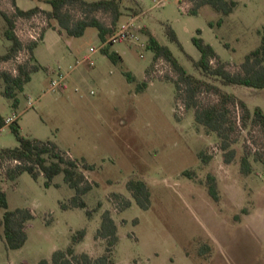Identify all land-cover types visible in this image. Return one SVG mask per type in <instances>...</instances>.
Wrapping results in <instances>:
<instances>
[{
    "label": "rangeland",
    "instance_id": "rangeland-1",
    "mask_svg": "<svg viewBox=\"0 0 264 264\" xmlns=\"http://www.w3.org/2000/svg\"><path fill=\"white\" fill-rule=\"evenodd\" d=\"M47 1L18 0L23 10L41 9L32 19H17L19 38L25 39L28 30L39 23H47L44 39L35 49L42 68L32 74L31 82L19 94L18 109L3 95L5 83L0 79V114L19 115L18 125L24 136L53 141L70 157L95 166L94 171L82 169L93 190L83 197L88 209L65 210L61 203L68 202L75 191L66 184L63 174L55 178L57 186L48 188L44 176L35 180L23 173L13 182L3 175L9 164L3 171L0 168V188L7 195L9 209H30L34 216L27 223V242L19 250L8 248L0 226V264L51 260L56 251L72 245L73 235L82 230L86 236L75 245L76 252L93 258L103 256L108 241L98 238L97 232L105 212H110L118 226L114 264H264L262 130L250 123L245 128L240 120L242 110L231 105L230 117L237 121V128L230 136L231 147L225 150L223 138L196 120L198 109L218 103L213 92L198 95V108L186 109L183 102L177 107L178 75L171 66L165 77H152L153 54L127 42L113 45L123 57V62L113 63L100 49L96 28H88L82 37H71L56 20L48 19L46 12L51 6ZM136 1L139 5L134 0H119L120 22L138 18L143 29L169 46L189 73L235 94L251 111L256 107L264 110V91L225 86L221 79L198 70L194 61L201 54L193 43L201 31L200 37L215 49L228 70L238 72L246 56L262 43L264 0H235L238 8L224 18L221 27L217 26L221 15L210 6L190 15L194 2ZM0 10L16 13L10 0H3ZM66 11L75 21L95 18L112 28V12L90 14L79 3L70 4ZM168 26L177 33L183 50L169 39ZM5 27L0 18V55L10 46L3 35ZM91 48L98 51L91 53ZM18 65L16 59L0 63V74H16ZM124 72L132 73L138 82L130 83ZM61 74L67 76L65 87L50 92L52 80ZM147 79V90L137 93V85ZM186 87H181L185 99ZM31 101L35 103L33 108H29ZM18 146L10 126L0 129V150ZM245 155L252 166L249 175L242 172ZM185 171L194 174L185 176ZM209 175L217 180L219 202L208 193ZM133 180H142L149 187L146 208L129 189ZM87 210L92 211L91 217ZM3 216L0 207V224Z\"/></svg>",
    "mask_w": 264,
    "mask_h": 264
},
{
    "label": "trees",
    "instance_id": "trees-1",
    "mask_svg": "<svg viewBox=\"0 0 264 264\" xmlns=\"http://www.w3.org/2000/svg\"><path fill=\"white\" fill-rule=\"evenodd\" d=\"M3 0H0V6ZM16 10L14 15H10L0 10V18L6 24L4 30V38L10 42V46L5 54L0 55V63L15 60L19 54L28 48L30 58L24 64L18 65L16 74L12 72H2L0 79L5 83L3 95L12 101V107L18 109L20 105L19 94L24 92L25 86L32 80V74L38 72L42 66L38 64L35 57V49L38 43L25 46L16 33L17 19H32L41 12L39 7L30 10H23L18 6V0H10ZM138 5V1L134 0ZM190 1L196 3L195 7L189 11L190 15H198L199 10L204 6H210L221 16L217 22V26L224 24V18L232 14L239 6V2L235 0H182V3ZM51 11L46 12L48 19L56 20L60 27L63 28L71 37H82L88 28H96L99 31L101 42H106L117 31L121 23V12L119 0H98L94 2H86L84 0H48ZM72 3H79L88 13L94 14L98 11L112 12L114 15L112 28L107 27L95 18L82 19L75 21L70 11H66V7ZM210 26L215 27V23L211 22ZM167 35L169 39L177 43L181 49L183 47L178 39L177 33L167 27ZM147 39V51L154 56V62L160 58L165 59L178 75L175 82L176 86V106L180 102L185 103L187 108H198L197 97L199 94L208 91L213 92L218 97V103L204 107L196 111V120L199 124L206 127L209 131L215 132L219 137L223 138V148L228 150L230 145V136L237 128V121H233L230 117V106H237L242 110L243 115L240 117L243 126L246 128L248 124L253 127H259L264 134V110L256 107L251 111L247 103L240 100L235 94L224 91L219 86L213 85L200 79L180 63L174 52L167 45L162 44L156 36L148 29H142ZM198 36L193 39V43L199 50L201 57L198 61H194L195 67L202 71L206 76H213L222 80L225 86H240L255 90L264 91V30L261 32V45L248 54L245 61L241 64L238 72H231L227 68V64L221 60L215 49L207 44ZM44 39V37H43ZM110 44L102 48V53L107 56L113 63L119 64L123 62V57L113 50ZM35 62L37 64H35ZM216 62V65L214 63ZM130 83H136L137 78L130 72H124ZM186 85L187 96L183 98L181 94L182 85ZM149 87V80H145L137 85V93H142ZM184 99V100H183ZM176 112V111H175ZM5 127V117L0 114V129ZM13 134L16 137L19 146L11 148H3L0 150V168L3 171L6 164H9L4 171V177L7 180L16 182L23 173H29L32 178L38 180L41 176L46 179V187L57 186L54 180L57 176L63 174L64 181L75 191V195L66 203H61V207L65 210L72 208L88 209L86 201L83 197L93 190V184L90 183L83 170L94 171L95 166L85 161H78L64 151L53 141L42 142L31 139L21 133L18 121L10 125ZM234 152L232 151V154ZM205 162L207 159L203 153L200 154ZM232 159V156L229 160ZM264 161V160H263ZM229 162V161H228ZM242 172L245 175L252 173V166L248 155L242 160ZM193 171H185V176H192ZM208 193L215 202L220 201L217 180L214 176H208ZM129 189L133 192L138 203L146 208L151 196L148 185L142 181H131ZM0 207L4 210L3 222L0 224L4 228V237L10 250H19L23 248L27 242L28 236L26 232L27 223L33 219V213L30 209H17L11 211L9 209V201L6 193L0 188ZM87 214L91 217L92 211L87 210ZM86 231L82 230L73 235V244L65 251H56L51 260H41L38 264H114L112 259L113 249L119 242L118 226L111 216L110 212L103 214L101 227L97 232V237L108 241L106 254L98 258H93L88 253L78 254L75 245L82 243L85 239ZM29 264V263H22Z\"/></svg>",
    "mask_w": 264,
    "mask_h": 264
},
{
    "label": "built area",
    "instance_id": "built-area-1",
    "mask_svg": "<svg viewBox=\"0 0 264 264\" xmlns=\"http://www.w3.org/2000/svg\"><path fill=\"white\" fill-rule=\"evenodd\" d=\"M47 27V23H39L37 26L32 27L28 30V33L25 36V39H21L22 42H26L28 45H31L33 43H40L43 40V37L45 35V29ZM143 27L139 24L138 18H130L128 21L123 22L118 27L115 34L110 37L106 42H101L100 49L110 45V44H116V43H132L136 45H141L142 48H147V41L143 40V33H142ZM25 40V41H24ZM97 48H91V53L97 52ZM30 58V52L27 47L19 54V56L16 58L17 62L20 64H24L26 60H29ZM142 58L144 56L142 55ZM164 68V69H163ZM168 70H170L169 63L163 59L160 58L155 61L152 77H165L168 73ZM67 81V76L61 74L57 79L52 80L50 92H55L61 88L65 87V82ZM94 94V92H92ZM34 102H30L29 108L34 107ZM19 120V115L14 114L8 117H5V126H10L14 124L16 121Z\"/></svg>",
    "mask_w": 264,
    "mask_h": 264
},
{
    "label": "crops",
    "instance_id": "crops-1",
    "mask_svg": "<svg viewBox=\"0 0 264 264\" xmlns=\"http://www.w3.org/2000/svg\"><path fill=\"white\" fill-rule=\"evenodd\" d=\"M25 11H27V10H25Z\"/></svg>",
    "mask_w": 264,
    "mask_h": 264
}]
</instances>
